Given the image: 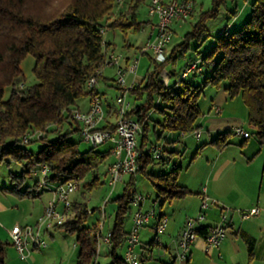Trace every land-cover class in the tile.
Returning <instances> with one entry per match:
<instances>
[{"label": "trees", "instance_id": "16d2710c", "mask_svg": "<svg viewBox=\"0 0 264 264\" xmlns=\"http://www.w3.org/2000/svg\"><path fill=\"white\" fill-rule=\"evenodd\" d=\"M146 2L0 0V164L14 162L22 165L20 174H9L12 186L3 188L8 194L27 200L38 197L39 190L43 189L38 180L32 187L23 186L28 177H33L32 171L42 165L48 168L46 180L52 185L69 180L82 183L97 172L104 156L90 146L81 150V138L79 142L70 139L74 134L80 137V124L73 120L71 113L78 109L80 99L90 95L86 82L109 53L105 49L111 44L102 36L106 31H120L125 35L129 31L140 32L144 23L139 19L138 9ZM225 4L226 0H212L210 8L200 12L190 30L184 33L181 43L167 50L164 63L156 64L150 59L143 86L129 91L139 103L128 116L141 125L138 134L143 135L137 148L141 165L138 173H145L148 159L153 162L152 158H144L142 151L149 113L156 111L161 117L154 123L158 128L157 140L166 132L188 134L199 131L203 112L198 99L206 86L219 88L226 82L224 91L230 98L241 96L247 110L248 126L253 129L259 144H263L264 0H252L250 15L242 27L223 31L216 36L208 55L190 63L198 62L199 71L195 73H201L204 66L211 69L210 77H206L202 85L184 82L188 75L178 79L190 64L179 73L174 84H170L169 79L165 85L158 75L167 67L176 66L177 60L191 50L192 43H198L197 50L210 37L207 24L219 17ZM27 55L34 60L32 67L37 81L30 87L23 85L18 89V84H23L19 66ZM7 87L11 88V93L7 100H3ZM100 129L113 130V127ZM38 131L42 136L33 137L26 143H40L34 154L25 149L22 141L25 134ZM231 135H234L232 131L218 134L209 144L218 150L225 149ZM179 170L180 167L174 166L169 173L147 176L156 192V200L162 199L161 205L165 200L182 198L190 193L177 183ZM97 182L98 177L94 176L84 188L96 186ZM131 186L133 184L128 183L124 193L113 200L117 208L110 230V264H124L116 252L128 233L124 230V222L131 213V198L134 196L133 192H128ZM93 212L84 202L72 201L71 214L62 226H57L75 236L79 249L76 264H95L94 259L98 256L97 225L89 227L84 224ZM206 229H198L197 233L203 236ZM4 253V244L0 241V264H5Z\"/></svg>", "mask_w": 264, "mask_h": 264}, {"label": "crops", "instance_id": "0c3cea01", "mask_svg": "<svg viewBox=\"0 0 264 264\" xmlns=\"http://www.w3.org/2000/svg\"><path fill=\"white\" fill-rule=\"evenodd\" d=\"M251 1L252 0H226V4L224 5L225 7L221 10L219 17L207 24V28H208L207 33L210 35V33L213 32L215 33V35L219 36L223 31L227 29L229 31L230 29H234V30L240 29L244 24L246 18L249 17L250 15L249 4ZM206 2L209 1L196 0L195 6H193L194 7L193 14L190 17L192 19L193 17H195L194 22L197 19L200 12L206 11L210 8L211 4L206 5ZM147 4H148V0L145 3L146 8H147ZM140 21L144 23L141 32L144 33L143 36L144 39L146 40L145 38L146 35L148 33H151L152 31L151 28L152 23L150 22V19L147 16H145V18ZM153 21H155V18L153 19ZM180 26L181 24L179 23L172 24L173 33L175 27L179 28ZM144 42L140 46H136V47H133L129 43L128 44L124 43L123 49H121L122 52L120 53L123 58L122 62H120L121 65L127 66L128 63L132 61V59L137 55V51L139 50V48H141ZM171 47H173L172 44L170 47H168V49L170 50ZM105 51L115 52L114 45L112 44L106 45ZM143 57H147L149 61L151 59L148 53L141 56L140 59H142ZM149 61H147L148 62L147 67L146 69H143L144 70L143 72L142 71L139 72L140 63L138 62L136 72L129 73V75H127L126 80L128 85H133L134 88L143 86L145 82V74L149 68V63H150ZM179 73L180 72H176L174 70L173 72H169V73L167 72V75H169L170 84H174L176 82ZM114 76L115 75L113 68H109V67L104 68L103 76L98 80L94 90L95 93L101 98L103 112H104L103 119L98 124V128L114 127L117 120V114L114 104V94L117 91L116 90L117 87L114 83V79H115ZM111 90L114 93L113 95H110ZM127 98L129 99L132 108L139 103L135 101L134 96H132L130 93L127 94ZM225 98H227L225 91H217L216 94L212 97V99H210L211 100L210 107L206 113L203 112V116L199 122L200 125L199 140L204 135L203 131H205L207 140L210 142L218 134L231 131L232 127L241 125L240 119H235L231 115L229 110L228 111H226L227 109L225 110L224 106L227 103V100ZM89 102H90V95L80 99L77 102V108L79 110L85 111L89 107ZM216 107L220 108L219 113H215ZM159 118H160L159 120L153 121L152 128H150V124L152 121L150 120L147 121L148 123V127L146 128L147 138H145V140L143 139L145 142V147H143L142 151L144 153L143 155L144 158L145 157L147 159L151 158L150 155H148L147 153L148 147L150 145H159L162 148V154L160 155L163 166L158 167L157 173L147 172L145 169V173L142 174H144L147 179H148L147 177L148 175H159V174L169 173L171 171V166L172 167L176 166L173 163L174 157L176 156V152L174 149L178 146V143H180V141H182L185 137V134L182 133L166 132L162 135V137L159 140L157 139L154 140V138H157V134H158L156 130L158 128L154 123L160 121L161 117ZM149 119H151L150 116ZM141 138H143V135L138 134L137 135L138 147H140L141 145L140 144ZM249 139L250 138H248L247 140ZM111 148H112L111 143H105L104 145H101L98 148H96V151L104 156V160L107 157L111 158V161L107 165L106 169L111 163H113L119 157L118 155H115L111 152ZM210 148L215 149L214 150L215 152H212L211 155L213 156L212 163L210 162L208 163L209 172L207 175V179L209 181L208 182L209 184L214 185V188L210 189L206 186H203L202 188H205L206 190L205 193L210 198L217 200L216 204H219L220 202L221 205L220 207L214 205L212 206V208H209L206 211L204 221L197 224V229L207 228L211 226L215 227V225H217L220 220L218 218L217 220L209 219L210 214H214L215 212H217L219 217L221 218V215L224 214L223 210L226 209L225 206L228 204L230 205L231 209L227 208L229 212L225 211L224 214L226 216V221H225L226 229L224 231L225 239L219 247L217 248L215 247L214 249L206 253L203 246L204 245L203 236H199L197 241L193 245H191L189 251V258L186 264H264V151L263 149H259L257 150L258 152L256 153H251V154L243 153L242 155L240 154L238 156L236 154L226 152L227 148L222 150H216L217 148L214 147L213 145H210ZM168 150H170L167 155L169 163L164 164L163 152L165 153ZM148 161L149 159L146 162V166L147 164L154 163V161L153 162H148ZM254 163L256 164L255 167H254ZM258 166H261L260 176L256 178V172ZM136 175L127 176L128 180L126 185L128 183L133 184V186H131V189L128 191L129 193L131 192L136 193L137 191V189L135 188ZM178 185L185 187L186 190L188 189L190 193L182 198L174 199L171 201L165 200L160 206L161 213L166 217L168 216L170 220L166 230L162 234L156 236V234L151 229V221H150L148 225L144 226L140 230V234H138L140 239V246L137 248V250L141 255V264H143L144 260H147L145 254H147L150 259L153 257L154 253H156L157 255L156 258L159 261L161 260L160 261L161 263L159 264H177V260L175 258L176 238L178 237L180 230L182 229L184 221L188 218L196 217L199 211V202H200L199 190L193 191L194 189H191V187H189L190 185H188L187 181L184 183L183 182L178 183ZM236 192H238V194ZM5 193L8 194L6 191H4L3 194L6 195ZM43 193L47 194V198H45L44 203L41 204L40 209L36 212L35 218L32 221L34 223H36L37 218H39L42 215L47 201L51 198V193L44 189L39 190L38 198H41L42 197L41 195ZM155 194L156 192L154 190L153 198L151 195L148 194L146 195V199L141 205V210L143 212H147L152 209L157 198ZM239 196L241 199L244 200L243 204L235 201ZM116 198L109 200L110 213L108 217L112 216L113 219H114V212L117 208L116 203H114L113 200ZM3 199H5L3 202L0 200V216L2 215V213H5L9 208L7 198L4 196ZM148 199H151L149 210L146 207V203ZM19 200L18 202H16V204H12L15 205V207L18 210L21 205V202H19ZM72 201L82 203L81 200H76L74 198H72ZM235 207L238 208L237 210L244 212L242 213V215L249 213V211L252 209H257L258 213L246 219L243 218L241 220V225L236 229V225L234 222L235 220L238 221L240 219L239 216L235 217V215L233 214L234 211L233 208ZM240 207L241 209H239ZM132 209L133 208L131 207V212ZM24 213L26 214V211H24ZM5 219L6 218L3 217V223H1L2 218H0V241L4 244V248H5V253H4L5 264H12L14 263V261H17L15 259L16 255L21 261L29 260L30 264H34L36 258L34 259L33 251H37L39 249H44V248H36L34 246H30L27 257L25 259H21L18 253L16 252V248L14 247V245L10 240L9 231L14 226V224H12L11 222H7ZM104 220L105 221L103 224V230L105 223L107 222V218L105 217ZM26 225L28 224H25L24 226ZM112 226L113 223L111 225H109L108 223L107 228L104 231L105 233L102 230V235L106 234L107 232L109 233ZM130 227H131V213L129 215V221L126 222L125 219L124 222V230L126 233L129 231ZM228 230L233 231V234L227 235ZM64 234H68V233L55 226L46 231L43 230L42 239L44 237H48L49 239L55 240V238L57 237L58 238L64 237ZM101 238H99L98 241V248L99 245L103 243V245L105 246V250L108 254L109 247L106 245L103 238L102 239ZM75 245L76 248H78L77 244ZM45 248H47V246ZM124 248H125V240L122 246L117 250V252L118 251L122 252L121 255H118L120 258H122L124 254L125 251Z\"/></svg>", "mask_w": 264, "mask_h": 264}, {"label": "built area", "instance_id": "2783aa9c", "mask_svg": "<svg viewBox=\"0 0 264 264\" xmlns=\"http://www.w3.org/2000/svg\"><path fill=\"white\" fill-rule=\"evenodd\" d=\"M196 0H149L147 11L152 23L151 33L146 35L144 46L139 48L137 55L128 63L127 66L121 65L123 58L121 54L109 52L106 54L101 67L96 69L93 76H90L86 82V89L90 92V102L87 110L82 111L75 109L72 111V118L80 124V138L92 148H98L105 143H111V152L119 157L111 163L106 169L107 185L111 192L114 187L123 181L127 176H134L139 172L141 165L138 163L139 152L137 150V135L141 131V125L128 116L132 109L127 94L134 88L133 85L127 84V75L135 73L140 56L146 53L150 54L152 62L162 64L167 58L168 47L171 46L174 33L172 24L183 23L190 18L194 10ZM155 18V21L153 19ZM143 28H141L142 30ZM140 30V31H141ZM104 34V31L101 30ZM198 62L190 64L178 79L185 78L188 73L199 71ZM114 69V83L117 87L114 104L117 114V120L113 130H101L98 124L103 119L104 112L101 98L95 93V87L98 80L103 76L104 68ZM165 85L168 84L169 75L164 69L158 74ZM19 89L23 88V84L18 85ZM220 108H215V113H219ZM231 131L235 135L243 138H251L248 131L244 130L242 125L232 127ZM42 136L41 132H31L25 134L23 144L29 142L33 137ZM195 139H199L200 132L197 130L193 133ZM152 160L161 159L162 148L159 145H150L147 150ZM48 168L44 165L32 171V176L37 177L39 186L51 193V198L47 201L42 215L38 218L35 226H19L14 225L10 231V240L16 252L21 259H25L29 253L30 246L36 248H45L46 241L42 239L43 230L52 227L62 226L72 210V195L79 190L80 183L76 180H69L59 185H52L46 180ZM205 188L199 193V211L194 218H188L184 221L182 229L175 241L176 260L178 264H186L189 258V251L199 238L197 233V224L205 219L206 211L216 205V200L210 198ZM146 196L134 193L131 198V227L125 238V251L122 256L124 264H141V255L137 248L140 246L139 235L140 230L148 225L151 221V229L156 236L162 234L166 230L168 218L160 211L161 198L155 201L151 210L143 212L141 205ZM107 200L105 201V204ZM101 221L97 225L98 237L103 238L106 245L110 248L112 243L110 240V231L102 235L104 211H101ZM258 213L257 209H252L247 214H243L241 218H248ZM225 221L226 216L221 215L217 225L207 227L206 233L203 235L204 250L209 252L215 247H219L225 239Z\"/></svg>", "mask_w": 264, "mask_h": 264}, {"label": "rangeland", "instance_id": "374dc122", "mask_svg": "<svg viewBox=\"0 0 264 264\" xmlns=\"http://www.w3.org/2000/svg\"><path fill=\"white\" fill-rule=\"evenodd\" d=\"M209 2H206L207 4H211L212 0H208ZM146 6L145 3L140 6L139 10V19L143 20L145 16L150 18L148 16V11L146 12ZM249 13V11H248ZM195 17L189 18L188 20H185L181 24V26L175 27L174 29V37L172 41V45L181 43L182 38L184 36V33L188 32L194 23ZM230 31H235L234 29H230ZM144 33L137 32L134 33L133 31L127 32V34H123L120 31H106L105 34L102 36L105 41L110 42L112 45H114L115 48V53L120 54L122 52L121 49H123L124 43H129L133 47L140 46L144 42ZM217 35L215 33L211 32L210 37L204 41L201 46L196 50V46H198V43H192L191 44V50L188 52V54L182 58L177 60L176 66H169L165 70L169 72H182L183 69L189 65L191 62L196 61L197 59L201 58V56L208 55V52L210 48L213 45V42L215 40ZM146 38V37H145ZM145 43V42H144ZM144 44L141 46L143 47ZM138 52V51H137ZM150 56V54H148ZM141 58V56H140ZM139 58V59H140ZM147 57H143L140 59V68L139 72H143V69H146L147 67ZM34 65V60L32 56L27 55L21 62L20 64V69L23 74V85L25 88L30 87L34 84H36L35 77L33 74V66ZM210 69L208 66L203 67V71L201 73H195L191 72L188 73V76L184 79V82L191 83L192 85H202L206 77H210ZM20 85V84H18ZM226 85V82L222 83L219 88L212 87V86H206L203 89V94L201 95L199 100V107L202 112L206 113L210 107L212 97L216 94L217 91H224V87ZM19 89V87H18ZM117 92V91H116ZM11 93V88L7 87L4 91V96L3 100H7L10 96ZM113 91H110V95H113ZM227 95V93H226ZM116 96V93L114 94V97ZM128 99V98H127ZM227 100L226 105L224 106L226 111H230L231 115L235 119H240L241 120V125H243L244 130L250 132L251 138L249 140L244 141L242 136L239 135H231L228 138L229 144L225 147L227 148L226 152H230L236 155H242L243 153H256L258 152L257 150L263 149L264 151V142L263 144H259L257 137L254 134V131L251 127L248 126L247 123V110L245 105L243 104L242 98L240 95L236 96V98H230L227 95ZM129 100V99H128ZM138 102V101H136ZM149 116L151 117L150 121V128L153 126V121L159 120L160 116L158 115V112L156 111H151L149 113ZM158 132V129H156ZM204 135L203 137L199 140L194 139L193 133H188L185 134V137L180 143H178V146L174 149L176 152V156L174 157L173 163L177 167H180L179 174L177 181L178 183H184L188 182L189 187L191 189H194L193 191H198L199 193L202 191V187L206 186L210 189L214 188L213 184H209L207 175H208V163H212L213 161V156L212 152H215V149H211L209 145V141L207 140L205 131H203ZM72 141L79 142L80 138L78 134H74L70 137ZM139 139V138H138ZM156 138H154L155 140ZM81 150H86L88 149V144L85 142H80L79 144ZM40 148V143H31L27 144L25 146V149L28 151L33 152L34 154L38 151ZM218 150V149H216ZM170 150L167 152H163L164 156V164H168V158L167 155ZM196 153H198L197 156ZM153 158V157H152ZM111 158L107 157L98 167L97 172L89 175L82 183H80L79 190L72 195V198L76 200H81V202H84L86 206L89 208V210H94L93 213L89 215V218L86 223H84L86 226L92 227L93 225H98V223L101 221V214L99 213L102 210L105 212L104 216L107 218V222L105 223L104 230L107 228V225H111L113 217H108L109 215V209H110V203L109 200H112L113 198H116L117 196H120L124 193V188L127 183L128 177H125L123 182L118 183L114 189L110 190V188L107 185V176H106V167L110 163ZM154 163L147 164L146 166V171L147 172H152V173H157L158 167H162V161L161 159L159 160H153ZM254 163V167H255ZM257 167V166H256ZM261 166H258L257 172H256V178L260 176V168ZM253 168V167H252ZM172 169V166H171ZM22 171V165L17 164L14 162H10V164L2 163L0 164V200L3 202L5 199L4 196L8 200V210L5 213H2L0 218H2L1 223H3V217L6 218L5 220L7 222H11L12 224L19 225L23 227L25 224H30L29 226H35L36 223L32 222L33 219L35 218L36 212L40 209L41 204L44 203L45 198H47V194L43 193L41 198H35L33 200L30 199H17L14 196L6 194L4 195V189H9L12 184L9 179V174H20ZM255 173V172H254ZM94 176L98 177V182L96 186H93L89 189H85L84 187L88 184H90L92 178ZM37 180V177H28L25 180V184L23 187H32L34 186L35 181ZM136 184L135 188L137 189L136 194H140L143 196L151 195L152 198L154 197V187L152 184L149 182V180L146 178V176L142 173H138L136 175ZM216 187V185H215ZM134 188V189H135ZM238 194V192H236ZM21 202L19 210L15 207L16 202ZM107 203L105 204V201ZM216 200V199H215ZM217 201V200H216ZM236 202H240L243 204L244 200L240 198V196L235 200ZM151 204V199L147 200L146 207L149 210ZM221 203L216 204V206L220 207ZM228 205V204H227ZM225 206L226 209L223 210L224 214L225 211H228V209H231L230 205ZM212 208V206L210 207ZM228 208V209H227ZM146 209V210H147ZM233 214L236 216H239L240 220H235V225L236 229L241 225V218L242 213L238 208L235 207L233 208ZM236 209V210H235ZM241 209V207L239 208ZM26 211V214L24 213ZM229 212V211H228ZM129 215L126 216V222L129 221ZM168 218V224L169 225V217ZM217 218L220 220V217L217 212L214 214H210V218L212 220H217ZM254 218V217H253ZM105 219V218H104ZM103 219V222L105 221ZM38 220V218H37ZM36 220V221H37ZM238 222V223H237ZM34 223V224H33ZM3 225V224H2ZM166 226V228H167ZM235 229V230H236ZM105 233V232H104ZM232 235L233 231L228 230L227 235ZM74 236L64 234V237L62 238H55V240L49 239L48 237H44L43 240L46 241L47 248L44 249H39L37 251H33V256L34 259L36 258V261L34 264H76L77 261V255L79 249L76 248V240L73 238ZM102 239V238H101ZM102 242V241H100ZM99 251L98 256L94 259L95 264H110L111 258L107 254L105 250V246L103 243L99 245V248L97 249ZM122 252L118 251L117 255H121ZM156 253H154L153 257L149 259V256L145 254V257L147 260L143 261V264H159L161 263L157 258H156ZM15 259L17 261H14L12 264H30L29 260L26 261H21L18 256L16 255ZM158 261V262H157ZM178 264V262H177Z\"/></svg>", "mask_w": 264, "mask_h": 264}]
</instances>
